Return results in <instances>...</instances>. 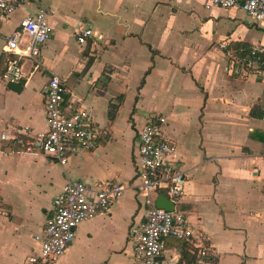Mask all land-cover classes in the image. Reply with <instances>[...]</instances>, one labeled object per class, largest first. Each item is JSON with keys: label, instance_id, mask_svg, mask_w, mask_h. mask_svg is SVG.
Segmentation results:
<instances>
[{"label": "crops", "instance_id": "1", "mask_svg": "<svg viewBox=\"0 0 264 264\" xmlns=\"http://www.w3.org/2000/svg\"><path fill=\"white\" fill-rule=\"evenodd\" d=\"M208 1L39 0L0 18V264H27L37 252L32 236L69 181L90 190L117 182L124 190L106 215L77 226L51 264H135L129 231L144 210L138 131L159 116V139L176 146L174 164L185 178L176 210L209 247V263L264 264V85L244 68L253 49L264 50V19ZM39 7L52 11V34L38 63L20 59L15 91L2 81L17 57L6 37ZM83 28L95 36L79 43ZM26 43L22 36L19 49ZM241 47L250 52L238 54ZM51 77L64 85L65 102L92 110L98 132L94 148L64 167L41 151ZM158 195L165 189L154 202ZM192 260L186 244L168 238L156 262Z\"/></svg>", "mask_w": 264, "mask_h": 264}, {"label": "built area", "instance_id": "2", "mask_svg": "<svg viewBox=\"0 0 264 264\" xmlns=\"http://www.w3.org/2000/svg\"><path fill=\"white\" fill-rule=\"evenodd\" d=\"M38 2L39 0H0V18L13 14L23 5ZM208 2L209 5L223 9H240L253 21L264 19V0ZM51 14L52 11L44 7L37 8L33 13L27 14L18 28L6 37L7 52L16 54L17 57L7 61L2 81L13 82L22 77L19 63L22 57H29L38 63L36 58L40 47L52 34L48 21ZM22 36H26L27 43L23 49H19L18 42ZM92 36L95 34L91 29L83 28L77 35V41L82 43ZM221 47L224 48L225 45ZM244 68L250 70L264 85V50L253 49ZM65 92L64 85L57 77L48 80L45 93L47 131L40 136L42 154L53 158L62 167L67 164L71 155L94 148L98 136L92 110L73 100L65 102ZM164 122V117H156L154 123H145L138 131L136 177L139 181L138 195L144 200V210L142 220L129 231L135 264H157V258L162 254L168 238L188 246L193 255L191 264H210L209 247L198 239L196 231L184 215L176 210L185 178L174 164L176 146L159 139ZM162 189H165V197L173 204L170 212L155 206L153 197ZM123 190V186L117 182L102 183L94 190L78 181L67 182L52 200L53 214L47 219L44 229L32 236L38 250L27 258L26 263L51 264L62 257L76 237L77 226L96 215H106L121 198Z\"/></svg>", "mask_w": 264, "mask_h": 264}, {"label": "water", "instance_id": "3", "mask_svg": "<svg viewBox=\"0 0 264 264\" xmlns=\"http://www.w3.org/2000/svg\"><path fill=\"white\" fill-rule=\"evenodd\" d=\"M6 86L15 91H18L21 88L17 83L12 82V81L7 82ZM155 206L158 209H162L168 212L173 210V204L163 195L157 196L155 200Z\"/></svg>", "mask_w": 264, "mask_h": 264}, {"label": "trees", "instance_id": "4", "mask_svg": "<svg viewBox=\"0 0 264 264\" xmlns=\"http://www.w3.org/2000/svg\"><path fill=\"white\" fill-rule=\"evenodd\" d=\"M237 50H238V54H242V55L250 52V50L248 48H245V47L237 48Z\"/></svg>", "mask_w": 264, "mask_h": 264}]
</instances>
